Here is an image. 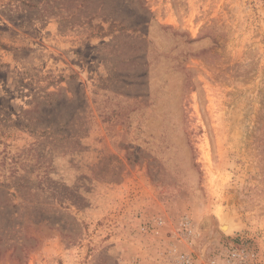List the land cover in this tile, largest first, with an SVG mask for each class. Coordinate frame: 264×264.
<instances>
[{
    "label": "rangeland",
    "instance_id": "374dc122",
    "mask_svg": "<svg viewBox=\"0 0 264 264\" xmlns=\"http://www.w3.org/2000/svg\"><path fill=\"white\" fill-rule=\"evenodd\" d=\"M232 245L264 264V0H0V264Z\"/></svg>",
    "mask_w": 264,
    "mask_h": 264
},
{
    "label": "built area",
    "instance_id": "2783aa9c",
    "mask_svg": "<svg viewBox=\"0 0 264 264\" xmlns=\"http://www.w3.org/2000/svg\"><path fill=\"white\" fill-rule=\"evenodd\" d=\"M187 233H191V230L187 229ZM175 256L176 264H246L241 249L236 248L234 245L230 246L223 257L210 260L207 263H203L191 253L176 252Z\"/></svg>",
    "mask_w": 264,
    "mask_h": 264
},
{
    "label": "bare ground",
    "instance_id": "6f19581e",
    "mask_svg": "<svg viewBox=\"0 0 264 264\" xmlns=\"http://www.w3.org/2000/svg\"><path fill=\"white\" fill-rule=\"evenodd\" d=\"M224 216H225V214H224ZM224 216L222 215V218H220L221 219L220 225H219L221 228L220 230H222V232L230 233L231 230H233L236 227V226H234V223L232 220L233 216L231 214L228 215L227 213H226V216L225 217Z\"/></svg>",
    "mask_w": 264,
    "mask_h": 264
}]
</instances>
